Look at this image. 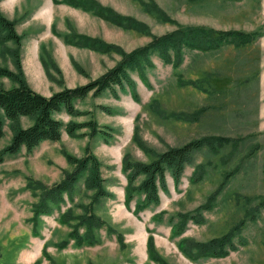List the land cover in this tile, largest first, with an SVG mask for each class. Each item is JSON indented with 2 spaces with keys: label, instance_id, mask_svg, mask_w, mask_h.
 <instances>
[{
  "label": "rangeland",
  "instance_id": "374dc122",
  "mask_svg": "<svg viewBox=\"0 0 264 264\" xmlns=\"http://www.w3.org/2000/svg\"><path fill=\"white\" fill-rule=\"evenodd\" d=\"M98 1L120 14L145 22L153 34L161 35L176 26L161 22L154 14L143 10L137 0ZM154 2L178 24L264 31V0ZM0 12L16 22L15 29L22 35L17 56L12 55L15 47L12 41L4 43L3 50L0 47V66L15 70L14 58H19L28 84L45 95L65 86L87 83L120 59L115 53L102 54L66 44L62 35L75 30L120 45L125 51L150 40L147 35L122 29L80 8L53 0H0ZM259 42L260 37L238 48L226 45L216 52L205 53L191 50L185 53L178 69L152 56L154 67L145 70L146 84L136 71L131 72L139 100L133 99L129 91L121 90L118 97L110 92L98 96L89 94L77 103V109L88 114L55 115L64 122L94 119L99 125L112 127L114 136L107 143L99 136H88L87 127L78 131L84 133L81 137L69 136L63 130L58 141H42L31 152L22 148L0 161V264H34L36 261L38 264H156L147 257L149 232L146 227L152 230L157 253L170 264H264V206H260L264 200V105ZM42 45L60 69L58 73L54 67L50 68L53 77L50 79L39 60ZM71 58L79 63L81 71L73 67ZM178 73L183 79L198 80L200 87L178 86ZM11 86L13 82L8 77H0V87ZM153 99L158 100L166 113L190 114L202 106L206 110L197 121L163 118L148 109ZM99 105L112 107L114 113H105ZM136 115L140 136L148 147L159 152L209 135L231 138L233 144L224 145L217 154L207 148L195 151L177 184L167 170L166 190L158 191L159 204L136 215L133 212L136 201L143 195L134 193L131 201L125 203L126 175L121 168L122 156L128 152L136 161L152 159L131 139ZM21 121L23 126L29 124L25 117ZM10 136V129L5 125L0 149ZM87 145L100 161L101 178L113 197L95 201L92 198L95 192L84 185V175L71 195L63 194L59 208L55 206L50 214L40 216L38 235L33 236L31 219L39 190H31L27 183L40 181L48 187L58 183L75 167L62 151L81 158ZM201 166V177L192 181L194 170L198 171ZM230 171L232 174L217 194L213 206L202 212L205 221L200 224L189 221L181 236L172 237L171 217L178 212L193 211L203 204L217 189L223 175ZM141 178H137L134 185ZM82 204L86 206L85 210ZM67 209L73 216L92 213L103 220L104 224L94 229L97 237L93 243L76 245L68 237L69 224L58 221L59 215ZM159 211L165 212L162 220L152 221L151 216ZM241 220L244 223L240 233L246 242L236 241L237 249L231 250L226 257L191 261L176 246L180 237L204 241L225 233ZM79 232L83 233L84 228ZM118 235H121V241ZM62 240H68L67 244L57 246L56 243Z\"/></svg>",
  "mask_w": 264,
  "mask_h": 264
},
{
  "label": "trees",
  "instance_id": "16d2710c",
  "mask_svg": "<svg viewBox=\"0 0 264 264\" xmlns=\"http://www.w3.org/2000/svg\"><path fill=\"white\" fill-rule=\"evenodd\" d=\"M53 2H63L72 7L80 8L85 12L103 18L105 21L118 26L122 29L133 30L135 32L147 35L150 40L131 51H125L120 45L107 42L99 37H92L83 33L72 30L68 34L62 35L66 44L79 48H87L92 51L111 54L115 53L120 56L116 64L105 71L100 76L89 80L87 83L79 84L74 87H63L59 90L45 95L33 89L27 82L19 58H14L15 70L0 66V77H8L13 86L9 88L0 87V138L4 136V126L10 129L11 136L5 146L0 149V161L8 155L17 154L22 148L31 152L42 141H58L61 132L64 130L69 136L81 137L84 133H78L81 128L87 127L88 136H99L107 143L114 136V129L108 125H99L94 119L87 121L69 120L64 122L55 115L65 113L68 116H77L88 114L87 111L77 109V103L84 100L89 94L98 96L105 92H110L114 97H118V91H129L133 99L139 100L136 90V83L131 76V72L136 71L143 83H147V68L154 67L152 56H157L165 64H171L174 69H178L183 63L186 52L194 50L200 52H216L226 45H232L235 48L247 46L256 41L257 38L264 34V31H244L237 29H215L204 25L178 24L174 19L167 15L154 0H137L143 10L154 14L161 22L175 24V28L161 35L153 34L149 26L133 16L123 15L116 12L109 6L101 4L98 0H53ZM67 25L71 27L69 20ZM16 22L6 18L0 12V47L4 48V43L12 41L15 47L12 48L13 56L20 52V43L22 35L15 29ZM53 27V26H52ZM39 60L44 69L46 76L53 78L50 68H55L58 73L60 69L56 62L51 58L48 50L44 45L40 46ZM73 67L81 71L79 63L71 58ZM61 83V80L58 81ZM176 84L180 87L187 85L195 88L200 87L198 80L183 79L177 74ZM100 109L107 114H113L114 109L107 105H99ZM148 109L163 118L187 119L197 121L205 112V107H200L193 113L170 112L166 113L161 107L158 100L153 99L148 104ZM28 119L29 124L23 126L21 118ZM135 124L132 133V140L137 147L152 157L149 162L136 161L131 158L130 153L125 152L122 156L121 168L126 175V185L124 187L125 203L128 204L133 194L143 195L136 201L134 214L147 207H152L160 202L159 189L166 190V171L169 170L177 184L185 165L191 161V156L195 151L207 148L211 153L217 154L221 147L232 143L233 139L218 135L204 136L198 139L190 140L182 145L168 147L159 152L148 147L145 140L140 136V125L138 124V115H136ZM66 160L74 164L75 167L71 172H66L65 177L58 183L48 187L36 181L28 182L27 187L31 190H39L38 201L33 204L32 229L33 236L38 235L40 225V216L48 215L56 206L59 208L60 202H63V194L71 195L78 180L84 177V185L87 189L95 192L92 198L98 201L99 198L113 197V193L105 188L104 180L101 178L98 158L92 153L89 146L85 148V155L81 158L62 151ZM202 166L194 170L192 181L201 177ZM200 173V174H199ZM232 172L223 175V180L208 197L207 200L197 206L193 211H184L176 213L170 219V233L172 237L182 235L189 221L202 223L205 221L202 212L210 209L216 201L217 194L223 189ZM142 176L137 185L135 181ZM222 188V189H221ZM35 193V192H34ZM264 206V200L260 203ZM84 210L85 205H81ZM258 211V209H257ZM164 211H159L151 216L152 221L159 222L163 218ZM72 220V221H71ZM58 221L62 224H69L70 231L68 237L74 240L75 244H91L97 237L94 229L100 228L104 222L95 214L84 213L73 216L71 210L67 209L62 212ZM243 220L234 224L225 233L211 237L204 241L196 240L192 237H180L176 243L178 250L183 256L191 261H198L205 258L226 257L231 250L237 249L236 241L246 242L241 236V226ZM84 228V232L79 230ZM110 227H108V230ZM149 232L146 240L147 257L156 264H170L166 258L158 254L155 245L152 230L146 227ZM121 241V235H118ZM67 241L56 243L59 247H64ZM46 256L45 249H42ZM50 258V257H49ZM34 264H38L36 261Z\"/></svg>",
  "mask_w": 264,
  "mask_h": 264
},
{
  "label": "crops",
  "instance_id": "0c3cea01",
  "mask_svg": "<svg viewBox=\"0 0 264 264\" xmlns=\"http://www.w3.org/2000/svg\"><path fill=\"white\" fill-rule=\"evenodd\" d=\"M47 11V10H46ZM260 57H261V67H260V79H261V88L263 94V105H264V34L260 37L259 42Z\"/></svg>",
  "mask_w": 264,
  "mask_h": 264
}]
</instances>
